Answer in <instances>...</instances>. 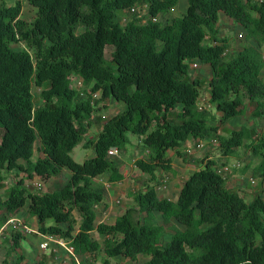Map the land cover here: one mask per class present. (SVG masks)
Listing matches in <instances>:
<instances>
[{
  "label": "trees",
  "instance_id": "1",
  "mask_svg": "<svg viewBox=\"0 0 264 264\" xmlns=\"http://www.w3.org/2000/svg\"><path fill=\"white\" fill-rule=\"evenodd\" d=\"M27 1L36 8L33 20L22 18V0H0V186L7 189L6 198H0V228L11 214L26 209L36 217L39 233L65 239L76 255L103 249L104 264H117L111 258L120 255L148 257L142 264H264V134L258 137L248 126L223 134L211 122V112L198 105L208 85L221 123L242 115L246 98L255 103L256 115L264 114L259 48L264 45V0H187L186 12L166 23L157 17L180 0ZM133 7L144 8L145 15ZM125 10L133 13L127 20ZM222 13L257 41L228 60L229 39L220 35L218 25ZM20 42L23 48L13 46ZM196 60L211 66L210 79L191 76ZM74 76L82 86H72ZM34 85L41 89L38 107ZM95 92L100 93L96 103L113 98L126 107L105 121L97 117L100 131L85 142L96 154L78 162L70 151L85 139L99 109ZM129 132L139 135L148 150L147 158L135 160L146 177L140 189L129 193L135 206L114 221L96 222V207L106 202L96 178L124 179L108 151L126 149ZM196 138L218 140L221 155L208 154L176 199L161 196L158 171H174L169 151L183 154L185 142ZM37 140L41 155L33 160ZM245 144L261 156V190L250 201L219 172L232 163L222 158L235 156ZM65 167L71 175L61 188L27 189L26 177H59ZM12 170L27 176L8 183ZM157 213L163 223L156 221ZM173 219L184 228L176 227L163 245L166 223ZM21 236H14L17 246ZM24 259L20 254L14 264ZM2 264H9L7 258ZM25 264L52 262L44 255Z\"/></svg>",
  "mask_w": 264,
  "mask_h": 264
},
{
  "label": "rangeland",
  "instance_id": "2",
  "mask_svg": "<svg viewBox=\"0 0 264 264\" xmlns=\"http://www.w3.org/2000/svg\"><path fill=\"white\" fill-rule=\"evenodd\" d=\"M17 0H6L8 4H12ZM23 10H22V18L27 20H33L36 16V8L31 5L27 0H22ZM188 2L187 0H180L178 5L173 9V11H168L166 13H161L157 19L161 20L163 23L170 21L174 16H180L184 14L187 10ZM146 10L144 8L140 9V14L145 15ZM123 15L125 16V20L130 18L133 13L128 10L124 11ZM219 30L220 35L225 36L229 39V49L227 50L225 59L228 60L231 56H233L236 52L242 49L245 45L248 44H257L255 39H249L247 37V31L245 28L234 19H231L225 13H222L221 18L219 20ZM243 35V36H242ZM13 46L17 49L23 48L25 46L24 42L15 43ZM261 51L264 54V45L259 46ZM114 49V46H107L106 48V56L107 58H111V52ZM197 66H192L191 76H202L206 79H210L212 76V69L209 64H204L199 60L196 61ZM264 76V72H263ZM75 86L78 85L77 81H73ZM208 89H204L202 93L206 98L204 100H199L198 105L203 108L208 109L211 112V122L214 124H219L220 131L223 134H227L226 129H235L239 130L244 126H248L250 128L255 129V134L262 136L264 134V114L262 116L256 115L255 112V103L250 102L248 98L245 99L244 103V113L242 115L237 116L226 124L221 123L220 116L221 112L216 108L215 105L211 104L208 100L209 98V86ZM33 92L35 96L36 107L42 104L41 100V89L37 86H33ZM207 94V95H206ZM99 100V98H97ZM96 100V99H95ZM94 100V101H95ZM99 105V109L96 110L95 114L91 117L90 129L88 130L85 139L77 144L71 151L70 154L72 157L78 161L83 162L85 159L95 156V148L93 145H85L86 139H89L100 131L101 121L99 122L97 117L103 114L107 115V118L115 115L122 109L126 107V104L122 101H118L113 98H108L106 101H100L96 103ZM102 104V105H101ZM103 121H105L103 119ZM130 142L127 145V148L121 150V153L118 156H115V160L120 167V170L124 173V179L120 182H110L108 180V175H104L102 177V181L98 180L97 185H102L105 183L104 191L106 194V202L98 205L96 207L98 221H114L116 215H120L125 210L131 206H135L136 202L133 197L129 194L135 190H138L142 187V183L146 177L145 173L142 172L139 167L135 164V160L138 158L145 157L147 158L148 150L143 146L140 142L141 138L139 135L129 132ZM248 143V141H246ZM40 144V140H37L35 146V154L33 156V160H36L39 155H41V151L38 149ZM171 151H174L171 149ZM221 149L219 141H208L206 147L203 149H198L195 151L193 155L189 158L188 156L183 158L184 163H191L190 169L198 168L203 162L208 160L207 155L218 157L220 156ZM175 153V151H174ZM236 157H234V162H241L242 167L238 170H235L237 174L242 177L248 176L249 178L252 176L256 180V184H252L249 182L247 185L248 188H253L254 191L251 194H255L261 190V178L257 172V166L261 161V156L256 155L252 149L247 145H241L236 149ZM176 155V154H174ZM192 157V159H191ZM203 160V162H202ZM185 173L180 171V174L170 172L172 179L177 180L176 187L183 181L187 174L189 173V169L184 167ZM27 174L18 173L16 170H12L8 173L7 182L13 181V179H17L20 176ZM71 175V172L68 168H63L60 177V181L55 179L54 184H50V186L46 183L45 180L41 179L39 175H35L34 177H26L25 185L27 189L31 192L42 191L45 190H55L59 189L63 186V180L65 181ZM40 179L42 180V188L38 189L32 185L33 180ZM51 179V178H50ZM48 180V179H47ZM179 180V182H178ZM245 180V179H244ZM67 181V180H66ZM56 182V183H55ZM7 183V184H8ZM107 184H111L109 188ZM253 185V186H251ZM169 189V188H168ZM165 189L162 191H158L161 196H168L169 190ZM6 186H0V198L5 199L7 194ZM264 197V192H262ZM108 199V201H107ZM112 208H111V207ZM111 208V210H109ZM76 215L79 218V213L76 211ZM264 216V214H263ZM80 219V218H79ZM101 219V220H100ZM156 221L159 223H163V217L160 213L156 214ZM66 225V224H63ZM27 227H30L32 230H28ZM176 227L184 228L183 225L177 223L172 220L170 223H166V233L163 237V245L171 238L172 233L175 231ZM38 223L35 216L31 215L26 209H21L15 214H11L9 220L0 228V264L3 263V260L7 258L9 264H14L20 254H25V259L21 264H25L27 261H35L40 259L42 256H49L52 264H104V258L106 254L103 249L95 253L80 255H72L66 251V248L63 246L56 247V250L53 247L42 249L40 244L44 241V237H42V233L38 232ZM18 233H21L20 245L15 244L14 236ZM93 236L99 238L100 240L103 237L97 232L93 231ZM148 257L139 255L138 259L132 260L125 256H116L111 258V262L117 264H142L144 263Z\"/></svg>",
  "mask_w": 264,
  "mask_h": 264
},
{
  "label": "built area",
  "instance_id": "3",
  "mask_svg": "<svg viewBox=\"0 0 264 264\" xmlns=\"http://www.w3.org/2000/svg\"><path fill=\"white\" fill-rule=\"evenodd\" d=\"M132 11H139L140 12V8L139 7H133ZM197 64L198 63L195 62L193 64V66H197ZM72 80L77 81L78 85H80V86H82V84H83L82 79L78 76L72 77ZM72 86L77 87L74 85V82H72ZM208 95L210 97V94H208ZM97 98H100L99 92H95L93 94V103H94V100ZM205 98H206V96L204 97V94L202 93L199 100L201 101V100H204ZM208 100H209V98H208ZM199 107L201 109L203 108L201 105ZM94 114H95V112L92 115H94ZM101 116L103 117L104 120L105 119L107 120V115L103 114ZM211 140L216 141V139H211ZM206 144H207V139L206 140L205 139H198V138L189 139L184 144V152L188 156L193 155L195 153V151H197L198 149L205 148ZM120 153H121V150L118 147H112L108 151V154L111 157L118 156ZM241 167H242L241 162L227 163L222 168L219 169V172L222 173L225 177H228L230 175H233L236 172L235 170H238ZM168 182H169V176L166 175L161 179L160 183L157 185V191H162V190L167 189ZM249 182L252 184H256V180L252 176L249 178ZM32 185L35 186L36 188L40 189V188H42V181L40 179H35V180H33ZM27 229L32 230L30 227H27ZM42 237H44V239H45L40 244L42 249H47V248L53 247V249L56 250V247L63 246L64 248H66V251L68 253H71L72 255H76L75 251H74V247L72 245H70L69 242L66 241L65 239L59 238V237H56V236L50 235V234H42Z\"/></svg>",
  "mask_w": 264,
  "mask_h": 264
},
{
  "label": "crops",
  "instance_id": "4",
  "mask_svg": "<svg viewBox=\"0 0 264 264\" xmlns=\"http://www.w3.org/2000/svg\"><path fill=\"white\" fill-rule=\"evenodd\" d=\"M187 7H188V5H187ZM177 8V7H176ZM173 9L174 8H172L170 11H173ZM222 15V14H221ZM232 19V18H231ZM197 61V60H196ZM175 151V150H174ZM174 151H169V155L170 156H172L173 157V168H174V171L172 172V173H176V174H180V171L181 172H183V173H185V170H184V167L186 168V169H189V173L187 174V177L193 172V171H195L197 168H195V169H190L191 167H189V166H191V163H184V161H183V158H185V157H187L188 155H186L185 154V152L183 153V154H177L176 152L174 153ZM174 154H176V155H174ZM191 155H189L188 156V158L190 157ZM234 157H236V156H232V157H230L229 159H226L225 157H223L222 158V160L224 161V160H229L230 162H234ZM211 158H216V159H218L219 158V155H218V157H213V156H211ZM191 159H192V157H191ZM202 164H204V162L202 163ZM158 174H159V176H160V178H163L164 176H166V175H168L169 176V182H168V187H167V189L169 190V195L167 196V197H170V198H173V199H176L177 197H178V195H179V193H180V190H181V187H182V185H183V183H184V180L187 178H185L183 181H181V183L176 187L175 185H176V182H177V180H173L172 179V177L173 176H171V174H170V172H165L164 170H159L158 171ZM102 177H104V175H102V176H100V177H98V178H96V180L98 181V180H100V181H102ZM102 178V179H101ZM55 179H58L57 181H60L59 179H60V177H51V179L50 178H48V180H45L46 181V183L50 186V184H54V180ZM69 179V178H68ZM68 179H66L67 181H68ZM245 179V180H244ZM247 179H248V176H247ZM246 179V177H242L241 175H239V174H237L236 172L233 174V175H230V176H228V185L230 186V187H232V188H234V189H236V190H238V192L240 193V194H242L248 201H250V200H252V198H253V196H254V194H251V193H253V191H254V189L253 188H248L247 187V185H249V182H248V180ZM64 181L63 180V185L67 182V181ZM161 180V179H160ZM178 182H179V180H178ZM56 183V182H55ZM103 186H105V183H103L102 184ZM107 185H109V184H107ZM252 186V185H251ZM109 188L111 187V184L108 186ZM107 201H108V199H107ZM111 207V206H110ZM112 208V207H111ZM111 208L109 209V210H111ZM98 215V214H97ZM116 217H117V215H116ZM115 217V218H116ZM98 220V216H97V219H96V221ZM101 220V219H100ZM115 220V219H114ZM102 221V220H101ZM99 222V221H98Z\"/></svg>",
  "mask_w": 264,
  "mask_h": 264
},
{
  "label": "clouds",
  "instance_id": "5",
  "mask_svg": "<svg viewBox=\"0 0 264 264\" xmlns=\"http://www.w3.org/2000/svg\"><path fill=\"white\" fill-rule=\"evenodd\" d=\"M42 181V180H41Z\"/></svg>",
  "mask_w": 264,
  "mask_h": 264
}]
</instances>
